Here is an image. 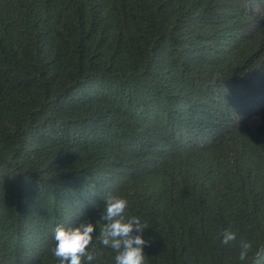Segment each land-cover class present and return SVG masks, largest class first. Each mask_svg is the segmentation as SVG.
I'll use <instances>...</instances> for the list:
<instances>
[{"label":"trees","instance_id":"trees-1","mask_svg":"<svg viewBox=\"0 0 264 264\" xmlns=\"http://www.w3.org/2000/svg\"><path fill=\"white\" fill-rule=\"evenodd\" d=\"M109 194L145 264H264V0H0V264Z\"/></svg>","mask_w":264,"mask_h":264},{"label":"clouds","instance_id":"clouds-1","mask_svg":"<svg viewBox=\"0 0 264 264\" xmlns=\"http://www.w3.org/2000/svg\"><path fill=\"white\" fill-rule=\"evenodd\" d=\"M128 201L115 194L104 198L100 211V220L104 221L99 235L97 223L84 219L75 226L65 228L58 226L54 232V246L50 249L59 264H92L100 253L92 251L95 243L112 249L115 264H145L144 249L149 241L143 236L148 225L141 222L139 217H126ZM237 240V235L230 228L223 233L222 243L228 245ZM239 259L244 261L252 248L248 241L241 240L239 244Z\"/></svg>","mask_w":264,"mask_h":264}]
</instances>
